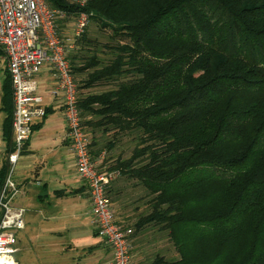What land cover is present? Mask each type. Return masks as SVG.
<instances>
[{
  "label": "trees",
  "instance_id": "1",
  "mask_svg": "<svg viewBox=\"0 0 264 264\" xmlns=\"http://www.w3.org/2000/svg\"><path fill=\"white\" fill-rule=\"evenodd\" d=\"M46 1L109 32L106 61L88 51L87 29L76 39L87 45L70 58L74 77L83 75L77 103L87 135L137 131L130 155L105 172L151 195L134 233L167 230L178 254L154 264H264V0ZM3 73L0 187L14 148Z\"/></svg>",
  "mask_w": 264,
  "mask_h": 264
},
{
  "label": "crops",
  "instance_id": "2",
  "mask_svg": "<svg viewBox=\"0 0 264 264\" xmlns=\"http://www.w3.org/2000/svg\"><path fill=\"white\" fill-rule=\"evenodd\" d=\"M73 20L74 17L58 20L63 38L71 35ZM77 43L68 48L69 60L80 48L87 47L84 43ZM2 60L6 68L3 56ZM76 76L81 80L83 75L75 74V79ZM39 80V93L43 96L45 111L49 110V113L35 121L34 125L42 123L36 134H42L41 130L55 118L58 119L57 125L50 131L56 132V136L47 139L43 135L33 136L35 130L32 131L18 160L14 179L21 184V191L15 204L25 207L26 213L25 226L16 233L14 259L19 264H107L112 252L93 221L88 184L76 171L60 97L49 94L52 78L48 71H43ZM93 89L82 92L87 94ZM85 129L91 138L90 151L96 169L108 171L110 165L121 157L120 151L116 154L114 150L128 133L113 136L112 130ZM102 137L105 143L101 141ZM40 144L47 147L46 152H38ZM46 163L50 164L48 171L44 170ZM107 194L116 223L133 229L130 238L131 264H154L158 257L169 262L178 259L167 230L150 224L134 233L133 224L149 211L151 199L137 180L120 174L109 182ZM69 197L74 199L63 200Z\"/></svg>",
  "mask_w": 264,
  "mask_h": 264
},
{
  "label": "built area",
  "instance_id": "3",
  "mask_svg": "<svg viewBox=\"0 0 264 264\" xmlns=\"http://www.w3.org/2000/svg\"><path fill=\"white\" fill-rule=\"evenodd\" d=\"M78 1L84 4L86 0ZM66 18V12L51 7L46 0H0V48L11 80L14 143L7 156L8 172L0 187V264H19L13 254L16 233L25 226L26 208L15 204L21 184L13 175L32 125L45 115L43 96L39 93V75L43 71L51 74L49 94L60 97L75 168L89 187L93 221L112 252L107 264H131L133 229L116 223L107 194L109 182L118 173L98 171L95 167L90 138L83 129L77 103V82L68 59V48L86 31L89 18L85 12L77 13L71 35L63 38L58 20Z\"/></svg>",
  "mask_w": 264,
  "mask_h": 264
},
{
  "label": "rangeland",
  "instance_id": "4",
  "mask_svg": "<svg viewBox=\"0 0 264 264\" xmlns=\"http://www.w3.org/2000/svg\"><path fill=\"white\" fill-rule=\"evenodd\" d=\"M70 1H77V0H70ZM87 35L88 37L91 38L92 41H94L93 45L90 44V48L91 50L88 51H92L93 49H95V52H97L98 56L103 60L106 61L109 59V57H111V53L108 50H104V44H108L110 45V43H112L110 37H109V32L106 30L101 29L97 23H95L93 20H91L88 24L87 27ZM114 44V43H113ZM82 52L80 53L82 56L83 55H87L84 53V48L81 50ZM4 63L2 60V57L0 56V96H1V84H2V80L4 77V73H3V68H4ZM76 81H80V77L76 76ZM46 87V85H45ZM45 87H43V89L45 90ZM113 87V85H109V86H105V87H97L93 89V92H101L103 90L109 89ZM3 114L0 112V165H1V161L3 159L4 156V142L1 138V120H2ZM57 120L58 119H53L51 121H49L48 124H46V127L43 128V130H41L42 134H36L38 133L37 130H35V132H33V136L35 135H43V138H53L54 136H56V132L50 131L53 130V127L57 125ZM49 125H52V128H49ZM137 131H132L130 133L127 134L126 137H124L123 140H120L118 145V148H115L114 152L116 154H118V151H120V155L123 157H128L133 149V147L136 144L137 141ZM105 137V136H104ZM102 137L101 141L104 140L105 138ZM104 138V139H103ZM91 140V138H90ZM104 141H102L103 143H105ZM38 152L39 153H44L47 151V147L44 144H40L38 146ZM122 149V150H121ZM47 169H50V164L45 165V171H48ZM14 177V175H13ZM70 199H74L72 197L69 198H63V200L67 201ZM28 217V216H27Z\"/></svg>",
  "mask_w": 264,
  "mask_h": 264
}]
</instances>
